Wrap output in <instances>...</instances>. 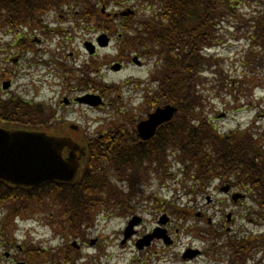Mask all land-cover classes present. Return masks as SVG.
<instances>
[{
    "label": "rangeland",
    "instance_id": "374dc122",
    "mask_svg": "<svg viewBox=\"0 0 264 264\" xmlns=\"http://www.w3.org/2000/svg\"><path fill=\"white\" fill-rule=\"evenodd\" d=\"M131 1L128 2L127 0L123 6L117 5L109 9L108 13L119 12L130 7L129 5L133 4ZM247 1L231 0L232 6L235 7L233 8V16L222 19L215 28L216 39L212 45L200 50L204 61L203 67L200 68L195 80L196 92H198L199 102L201 103V106L196 110L220 134L235 130L249 132L257 129L258 126L264 128V82H258L257 75L246 72L247 69L243 64V55L248 43L249 11L254 9L253 6H249ZM137 9L143 12L145 5H137ZM78 10L74 6L61 14L47 15L50 23L40 29L41 32L50 35L51 41L46 42L48 52L41 49L40 54H43L39 57L40 61L38 63L27 66L26 61H20L19 65H16L11 60L20 54L16 50L18 47L16 49L7 48L5 51L0 52V72L6 70L8 75L4 79L10 78L9 80L12 81L11 88L9 91L7 90L6 95H16L34 102H44L51 107L55 106L53 105L55 99L61 93H64V96L72 94L69 90L61 88L63 87L62 81L71 86L74 83L76 84L77 80L84 81L89 78L95 84V81L101 80V83L104 82L106 86L113 85L114 87L111 86L113 91L104 95L97 87L93 89L88 87L93 83L88 85V83L84 84L83 82L82 87L85 88L83 94L102 95L105 103L103 107L90 110L83 106L73 105L72 108H65V110L70 111H68L66 117L63 116V119L65 118L69 123L79 125L87 138H94L98 134L114 129V126L123 123L129 115L135 116L136 119L142 118L140 113L147 107L145 104H150V98H152L151 105L161 103L159 99L160 92L157 91L158 85L154 88V85L151 84V75L155 67L152 60L141 56L138 59L142 65L136 66L131 63V58L134 57L131 54L129 60L122 64L123 68L114 72L110 70L112 62L106 66L104 64H108L112 61V58L115 60V57H117L122 60L125 56L118 53L117 44L112 41L107 48L98 49L94 57L88 56L82 45L84 42L96 38L97 34L102 31H97L90 23H81ZM113 24L115 30L120 29V23L117 20ZM20 30L18 29L17 32H20ZM13 37L14 32L0 27V48L4 43H11ZM34 50L39 51L36 48ZM25 55L27 58H24ZM52 55L54 56L52 57ZM22 57L24 59L33 58V54L30 52L28 54L22 53ZM51 57L54 59L59 58L60 62L65 63L68 67L67 73L55 70L52 63L48 62ZM41 60L48 63L42 65ZM90 62H93L92 65L97 66V69L90 65L95 73L87 76L82 65ZM61 109H64V107L61 106ZM234 134L231 135V138ZM252 141L256 144L254 140ZM182 168L171 158L168 165H165L162 169L161 175H157L158 180H153L154 183L150 181L144 187V196L149 194L151 187L155 188L157 192L154 193L153 197L156 200L163 201L164 204L170 203L173 206L179 204L189 214L187 219L177 218L174 213L167 215L171 218L169 230L174 235V246L161 248L159 245H154L148 254L150 256L143 257L144 255L138 254L131 243L123 246L119 244L122 239V230L130 219L128 215L118 216V213L124 214L122 207L125 201L138 216L144 219V223L137 229L139 231L138 235L148 231L150 227L156 224V216L152 215L150 211H156L159 214L160 210L157 208L148 210L152 206L150 201L154 198L146 199L138 193L132 195V191L128 189L129 186L119 182L107 170L106 176L111 182L109 183L110 189L102 197L104 199L103 209L96 208L98 211L95 210L94 216L90 217V221L82 217V221L85 222L82 227L83 237H85L84 243L85 245H89L91 242L94 243L77 252L80 259L77 260L76 264H159V260H169L170 263L165 264H174L177 261L178 254L181 253L184 247L199 248L202 242L201 239L196 237L195 229L208 222L206 217L204 221L195 219L197 217L196 213L205 211L208 212L207 217H212L211 215L214 214L222 223L224 221V218L219 216L220 207L211 206L209 208L203 206L205 195H210L215 200L221 201V208L227 213L244 208H257L251 198L243 201L242 204L233 205L218 191L221 184L217 180L198 189L203 194H201V197H196L195 195L199 194L197 193L198 190H193L191 194V184L189 182L183 183L184 172H181ZM94 182L95 179L90 178L84 180L83 184L87 186L89 183L92 186ZM159 182H161V185ZM41 190L39 189V191ZM52 202V200L46 199L43 204H39L30 211L21 214L18 220L16 218L13 221L8 220L7 232L12 233L14 229L24 230V234H22V231L16 232L15 237L14 234L8 235V239L14 237L15 240L23 241L26 232L32 229L35 233L31 234L32 237L36 241L45 242L41 245L56 248L64 243L74 250L71 246L73 238L65 228L70 225V220H74L75 211H70V216L69 213L62 214L63 210L59 211L58 207ZM162 211L165 213L168 210ZM6 214H8L7 210H0V229H2L1 225ZM240 217L242 218V216ZM240 217L235 215L236 221L232 225L235 234L241 232L243 235L244 233H253L251 236H255L256 242L260 240L259 236L264 240V226L253 227L249 219L248 222L246 219V223L243 218L239 221ZM242 226H244L243 230ZM222 231L225 232L224 228ZM210 245L211 243L208 246ZM205 250H208V247ZM155 252L156 255L151 256ZM260 252L257 257L263 256L264 250H260ZM96 255L97 258H95ZM207 256L209 255H204V259L203 256L200 257L196 262H210ZM1 262L7 264L5 259ZM261 264H264V262Z\"/></svg>",
    "mask_w": 264,
    "mask_h": 264
},
{
    "label": "trees",
    "instance_id": "16d2710c",
    "mask_svg": "<svg viewBox=\"0 0 264 264\" xmlns=\"http://www.w3.org/2000/svg\"><path fill=\"white\" fill-rule=\"evenodd\" d=\"M121 0H0V24L16 29L37 22L41 13L51 8H60L65 4H74L79 16L85 22L93 23L94 28L112 33L113 20L101 13V8L117 6ZM135 13L119 19V32L122 34L121 54L134 53L147 59L160 60V69L155 77L159 80L161 98L165 103L176 104L178 113L174 121L168 123L157 134L162 141L156 150L146 152L134 150H99L97 159L105 166L117 170L131 169L143 159L160 156L164 162L168 144L177 146L181 162H184L187 177L193 175L199 181V187L208 184L212 176H225L235 184L245 187L249 197L258 209L264 211V128L249 132L235 131L218 135L206 120L195 125L196 109L201 106L196 95V75L203 67L204 58L200 50L210 47L215 38V28L224 17L233 16L231 0H132ZM250 7L248 47L243 55L246 72L257 75L264 81V0H248ZM145 5L142 12L137 5ZM246 26V27H247ZM118 27V26H117ZM248 29V28H247ZM85 67V73H86ZM23 102L14 97L3 100L0 97V122L15 123L18 107ZM31 117L29 108L24 109ZM22 123V121H20ZM235 133V134H234ZM231 138V135H233ZM123 136H116L114 142L107 145H131ZM158 139V140H159ZM254 140L257 144L252 141ZM140 168V166H139ZM98 190L110 187L105 177H99ZM83 183L66 186L58 195L63 202L74 205L72 209L79 213L81 187ZM32 189L6 187L0 182V204L11 199L17 203H29L37 198ZM61 192V188H58ZM81 211H84L83 209ZM264 216V214H261ZM73 217V216H71Z\"/></svg>",
    "mask_w": 264,
    "mask_h": 264
},
{
    "label": "flooded vegetation",
    "instance_id": "af4514ba",
    "mask_svg": "<svg viewBox=\"0 0 264 264\" xmlns=\"http://www.w3.org/2000/svg\"><path fill=\"white\" fill-rule=\"evenodd\" d=\"M13 46H16L15 44H13ZM5 48H0V52L5 51ZM20 53V50H17ZM54 55H52L53 57ZM50 58L49 61L52 63V65L55 68V64H56V68H59L60 65H58L60 63V59L59 58ZM20 54H18L17 57H15L13 59V62L16 64L18 63L20 60ZM48 61V62H49ZM6 62V61H5ZM55 68V69H56ZM6 75H8V73L6 72V70H2L0 72V82H2V80L6 77ZM8 81L10 78H7ZM91 82V81H90ZM11 83V82H10ZM64 81L61 82L62 89L65 90H69L70 93H72L71 95H67L64 96V93H61L56 99H55V103L53 105H55L54 107L51 106H47V104H45L44 102H40V105L44 106V110L46 112V118L44 119L45 121H47L49 124L48 126H46V130H42L45 133H49V134H54V135H60V136H72V137H78L79 134H81L82 129L77 125V124H71V123H67L66 119H63V116L66 117V115L68 114V111L70 110H65V108H72V106H84L81 104H77L76 101H74V99L78 96L83 95V90L84 88L82 87V80H77L76 84L74 83V85L67 84L65 83L64 85ZM9 85V82L7 83H2V89H7ZM89 88L92 87V89L95 87L94 86V82L93 85L88 86ZM97 89V88H96ZM93 91V90H92ZM98 91V89H97ZM94 92V91H93ZM48 103V102H47ZM50 104V103H48ZM52 105V104H50ZM61 106L64 107V109H61ZM154 108L157 106H153ZM87 109L92 110L89 107H86ZM149 112H146V107L142 110V112L140 113L142 118L146 117ZM144 115V116H143ZM132 116H127L128 120L127 123H129L130 125L133 124L132 130H133V134H135V138L134 140H136V144L140 145L141 143L139 142V138L136 136V131H135V125L137 124V121H140L142 118L139 117L138 119H136L135 116H133V118L131 119ZM54 121V122H53ZM54 123V124H52ZM135 123V124H134ZM121 125H118L117 127H119ZM120 128V127H119ZM34 130V129H33ZM131 130V131H132ZM37 131H41V130H37ZM106 136L104 134L100 135L99 137H97L96 140H103V137ZM109 138H112V136H110ZM143 146L146 145V143L141 144ZM85 147V148H84ZM82 150L84 148V151L82 154H80L81 156V162L83 161V159H85L86 157H88L90 155L89 150H95L97 148H103V146H93V145H89V142H87L85 144V146H81ZM121 148V147H120ZM67 152V151H66ZM77 155H79L77 153ZM83 155V156H82ZM231 191V189H230ZM230 191L229 193L225 194V196L230 195ZM244 199V197L239 198L237 200L236 203H241V201ZM216 202H218L215 199H207L206 201V205L209 206H215ZM94 209H91L90 211H92ZM163 213V212H162ZM208 214V212H205L204 214L202 213H198L197 217L204 221L205 220V215ZM230 216V218L228 219V223L227 224V216L226 213L224 211H219V216L224 218V223L221 222V220L217 217L211 220V218H207L206 221L208 223H204L203 227L204 232H203V237L204 240H202V242L199 245V248H197V251L194 255H191L193 252H186L188 248L184 249V251H182L180 254H178V258L177 261L174 262V264H233L236 263L233 260V257H237L238 259V264H240L241 261L245 260L246 262H250L251 260H254V257L256 255V251L258 253V249H257V243L252 240H250L249 238H251V234L253 233H245L244 234V241H231V242H225L223 244V242L217 240V238L215 236L212 235V233L218 232L220 230H222L224 228V231L226 232V234L228 235H232V233H234V229L232 228L233 223L236 221L235 215L232 213H227ZM242 214V213H241ZM240 214V215H241ZM244 220V218H243ZM157 222V217L155 219V223ZM144 223V219L140 218V222L139 224L135 227V229H133L134 233L130 236V238L128 240H126V242L131 243L132 246L134 248H136V251L138 254H142L144 255L143 257L146 256H150L148 255L151 251V248L154 245H159L164 248H170L172 246H174L175 244V240H174V235H172L170 233L169 230V223L166 224L165 228H161L162 230H157V224H154L152 227H150V229L144 233H142L141 235L139 234V231L137 230L139 228L140 225H142ZM89 226V225H88ZM253 227H258V225H251ZM156 228V229H155ZM244 229V226H242V230ZM18 231V230H16ZM153 233V235H162L163 238L167 237V239H171L170 240H162V239H155V238H151V241L149 243H147V241H142L139 242L138 240L143 239V237L150 235ZM242 233V232H241ZM225 234V235H226ZM9 233L4 231L3 229H0V249H2V251H0V264H2L1 260L5 259L7 261L8 264H36L34 262V258L36 255L39 254H46L48 255V258H55V260L61 259L62 257H66L67 253H75L77 251H79L82 248H86L89 247L90 245H93L94 242L89 243V245H85V237H83V233H77V234H73L74 239L73 242H71V246L74 248L71 249V247L67 246L66 244H62L59 245L56 248H48L47 247H43V245L45 242L43 241H36V240H29L28 236L25 235L23 237V241H18L15 240V238L12 239H8ZM224 235V236H225ZM15 237V233L13 235ZM162 238V237H160ZM171 243V244H170ZM209 243H211L210 246ZM170 244V245H169ZM206 245V246H204ZM208 247V250H205V248ZM234 251V254L236 253V255L234 256V254L232 253V251ZM152 255H156V252ZM204 255H209L207 256L208 259L210 260V262L208 263H202V262H196L198 261V259L200 257H202L204 259ZM32 260L31 262L28 261ZM159 264H165V263H170L169 260H165V261H161L159 260ZM38 264H42V263H38ZM255 264V263H253ZM256 264H258V262H256Z\"/></svg>",
    "mask_w": 264,
    "mask_h": 264
},
{
    "label": "water",
    "instance_id": "95a60500",
    "mask_svg": "<svg viewBox=\"0 0 264 264\" xmlns=\"http://www.w3.org/2000/svg\"><path fill=\"white\" fill-rule=\"evenodd\" d=\"M129 10L121 15L129 14ZM131 13V12H130ZM106 35H99L97 45H107ZM90 53L94 47L85 43ZM137 59L134 58L135 62ZM119 66L112 69L117 70ZM80 101H87L90 105L100 103L97 96H84ZM175 109L164 106L149 114L148 119L137 125L139 136L149 138L156 127L172 116ZM64 148L70 150L67 158L63 160L61 152ZM79 147L66 137L47 136L38 132L4 130L0 128V179L11 184L32 186L50 179L72 180L78 163L74 151ZM133 224L131 222L130 226Z\"/></svg>",
    "mask_w": 264,
    "mask_h": 264
},
{
    "label": "bare ground",
    "instance_id": "6f19581e",
    "mask_svg": "<svg viewBox=\"0 0 264 264\" xmlns=\"http://www.w3.org/2000/svg\"><path fill=\"white\" fill-rule=\"evenodd\" d=\"M104 210H107V209H104Z\"/></svg>",
    "mask_w": 264,
    "mask_h": 264
}]
</instances>
